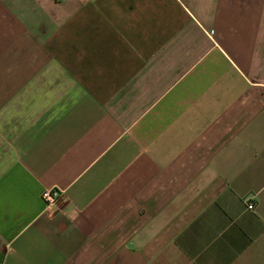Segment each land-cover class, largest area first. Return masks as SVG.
Listing matches in <instances>:
<instances>
[{
	"label": "crops",
	"instance_id": "0c3cea01",
	"mask_svg": "<svg viewBox=\"0 0 264 264\" xmlns=\"http://www.w3.org/2000/svg\"><path fill=\"white\" fill-rule=\"evenodd\" d=\"M0 264H264V0H0Z\"/></svg>",
	"mask_w": 264,
	"mask_h": 264
},
{
	"label": "built area",
	"instance_id": "2783aa9c",
	"mask_svg": "<svg viewBox=\"0 0 264 264\" xmlns=\"http://www.w3.org/2000/svg\"><path fill=\"white\" fill-rule=\"evenodd\" d=\"M60 197L61 194L54 189L44 191L42 194V201L44 203L45 210L49 213L56 211V209H58ZM246 208L247 210L252 211L254 210V205L251 203L247 204Z\"/></svg>",
	"mask_w": 264,
	"mask_h": 264
}]
</instances>
